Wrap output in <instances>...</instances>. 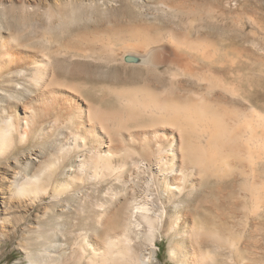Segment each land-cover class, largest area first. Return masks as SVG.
Listing matches in <instances>:
<instances>
[{"label":"bare ground","instance_id":"6f19581e","mask_svg":"<svg viewBox=\"0 0 264 264\" xmlns=\"http://www.w3.org/2000/svg\"><path fill=\"white\" fill-rule=\"evenodd\" d=\"M83 34L74 42L69 38L66 46L62 43L65 60L53 62V56L15 42L11 32L0 33V89L32 72L31 93L0 106V160L16 151L12 158L19 167L8 179L7 206L30 208L47 197L57 199L70 187L69 181L104 187L101 196H110V202L90 200L111 235L98 264H121L135 258L128 236L139 226L138 220L153 223L147 216L153 196L128 188L135 179L142 180L155 185L163 204L159 214L169 219L170 230L179 237L168 251L176 264H264V117L228 93L218 92L217 81L203 84L206 71L228 74L217 62L218 48L194 42L172 47L160 59L140 60L146 76L133 70L132 77L118 78L110 86L90 72L62 74V63L75 58L96 56L113 64L114 38L107 33ZM142 47L125 48L138 52ZM77 65L90 67L86 62ZM160 65L183 68L198 78L203 73V77L199 86L186 89L183 81L172 83L166 75L157 77L147 69ZM66 78L99 86L102 94L114 95L122 105L102 109L104 98L89 99V92L69 85ZM45 131L55 136L67 131L68 140L60 146L53 140L45 153L41 147ZM115 184L127 187L126 191L114 192ZM48 212L44 209L42 216ZM154 261V256L140 259L143 264ZM88 263L97 264L89 258Z\"/></svg>","mask_w":264,"mask_h":264},{"label":"rangeland","instance_id":"374dc122","mask_svg":"<svg viewBox=\"0 0 264 264\" xmlns=\"http://www.w3.org/2000/svg\"><path fill=\"white\" fill-rule=\"evenodd\" d=\"M0 27V33L11 32L14 41L27 50L53 56V62L65 60L63 53L66 48L62 43L65 44L69 40L74 42L79 36L76 35L79 31L81 37L78 38H82L83 33L89 35L88 37L103 33L110 34L114 39L120 37L119 41L112 40L117 43L112 56L118 62L114 60L113 64L108 65L103 58L88 56L67 61V65L62 63V71L59 68L62 74L90 72L99 79H105L108 85L118 78L132 77L133 70L138 72L139 76H146L145 64L140 60L145 62L149 57L160 59L168 54V51L185 46L189 42L201 46L212 43L218 48L217 62L220 63L221 69L226 68L228 74L224 73V76L219 73L221 70L217 74V71H206V80L202 83L217 81L218 92H225L226 95L228 93L227 96L231 95L236 102L246 107L251 106L248 108L264 117V0H0ZM63 40L66 41L62 42ZM143 40L150 42L144 44ZM203 41L206 42L201 43ZM138 45L144 46L138 52L125 48H136ZM222 48L227 50L223 51ZM219 57L223 58V62H219L222 59ZM229 58L231 61L226 62L225 59ZM84 62L89 64L88 69L77 65ZM228 62L232 64L231 69ZM73 63L76 65H72ZM95 66L101 67L96 70ZM147 69H153L157 77L166 75L172 83L183 81L186 89L199 86L198 81L203 77V73L197 74L200 78L194 77L176 66L171 67L172 70L164 65ZM31 76L32 72L29 71L22 78L9 83L10 87L0 89V106L2 103H12L11 99H25L31 93ZM66 79L69 85L89 92V99L104 98L102 109L115 110L122 105L116 103L118 100L114 95L102 94L99 86L85 83V80ZM243 85L247 95L245 90L243 91ZM248 97L253 100L247 102ZM255 118L252 123L256 121ZM66 134L65 140L62 136L65 138ZM44 137L41 147L43 146V152L46 153L50 152L49 148L51 149L54 141L55 146L64 145L68 140V132L63 131L62 135L55 136L52 131H45ZM40 150L36 148V151ZM14 154L16 151L9 154V160H0V264H47L48 261L55 264H93L88 263V258L98 264L111 235L97 218L99 208H94L90 200L110 202V196H101L104 187L100 191L99 188H94V185L90 188L80 183L74 185L69 181L72 186L70 184L68 192L66 189L62 190L57 199L47 197L42 203L30 207L31 209L8 207L4 198L8 193V179L11 177V171L19 168L14 165ZM141 181L135 179L128 188L132 187L137 193L153 196V206H150L147 213L153 223L149 225L143 219L138 220L139 226L128 236L131 253L134 255L131 257L135 258L122 260L121 264H143L140 259L149 256H154L153 264H176L175 259L168 255V251L179 242V237L170 230L169 219L164 214H159L163 213V204L158 200L155 185ZM107 186L110 187V184ZM112 188L114 192L120 193L127 189L118 184ZM46 208H49L50 212L47 217H43L42 213Z\"/></svg>","mask_w":264,"mask_h":264}]
</instances>
